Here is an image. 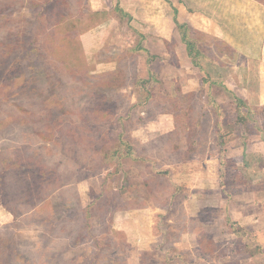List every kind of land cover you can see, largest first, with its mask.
I'll return each instance as SVG.
<instances>
[{
    "label": "rangeland",
    "instance_id": "rangeland-1",
    "mask_svg": "<svg viewBox=\"0 0 264 264\" xmlns=\"http://www.w3.org/2000/svg\"><path fill=\"white\" fill-rule=\"evenodd\" d=\"M23 1L0 0V157L12 158L0 189L12 191L6 201L18 194L24 205L14 217L0 204V240H12L38 264H264L263 246L232 232L226 220L252 236L250 227L264 230L259 2L66 0L92 66L87 78L73 77L48 43L39 45L42 37H54L53 25L32 16L44 4ZM116 3L128 15L115 11ZM172 7L180 22H191L195 45L210 40L213 54L199 55V65L187 53ZM96 10L98 19L87 21ZM15 27L21 34L8 36ZM89 31L97 43H83ZM224 34L252 39L244 45L252 59L248 74L216 51L213 41ZM116 69L123 70V83L94 85L95 75ZM235 97L255 111L244 123L236 121ZM105 110L110 118L100 116ZM119 134L136 156L169 170L170 178H154L160 179L156 190L174 192L171 201H152L143 159L107 154Z\"/></svg>",
    "mask_w": 264,
    "mask_h": 264
},
{
    "label": "trees",
    "instance_id": "trees-1",
    "mask_svg": "<svg viewBox=\"0 0 264 264\" xmlns=\"http://www.w3.org/2000/svg\"><path fill=\"white\" fill-rule=\"evenodd\" d=\"M23 1V0H22ZM30 1V0H28ZM260 2H262L264 4V0H259ZM26 3V1H23ZM40 4H44L43 7L41 9H38L36 12L32 13V16L34 15V19L36 21L37 24H43L45 26L47 25H53V34L54 37L52 35H46L44 37H42V40L39 42L40 44H46L48 43V52L50 53V55H52L56 60H60L63 65L65 66L66 70L73 76L75 77L76 74H80L83 76L87 77V72L90 70V67L92 66H88V64H86L85 62V58L84 55L82 54V46H81V42L78 38L77 32H76V24L74 21V18L71 15V12L69 10L68 7V3L66 2V0H34V7L38 6ZM185 7V5H184ZM188 11H190L188 8L189 7H185ZM114 10L119 12L121 16L123 15H128L126 12H124V10L118 5V3H116V5L114 6ZM173 10V14H172V19L174 24L182 29V33H181V39L183 42H185L186 47H187V53L190 55V57L192 58V61L195 65H199V63L197 62V57L199 55L204 56V54H213L211 51V46H210V40L207 38V43H203V47L202 45H195L198 44L197 40L195 39V37H192V33L190 32V27L191 24L187 23V22H180L178 20V8L176 7H172ZM3 12H4V7H0V18L3 17ZM9 14L11 12H8ZM7 15V14H6ZM100 15V11L96 10L93 11L90 14L86 15V20L87 21H96L98 19ZM130 17V16H129ZM22 28L21 27H15L14 33H12V31L9 33H7V35H20L21 32H19ZM189 31V33H188ZM200 31V30H199ZM19 32V33H18ZM202 32V31H201ZM200 32V33H201ZM18 33V34H17ZM204 33V31L202 32ZM9 38V37H8ZM7 44L4 45L3 48H6L7 45L10 44V42H8V39L6 40ZM207 44L210 47V50H208ZM213 44L215 45V49L217 52H219V54L223 55V54H227L229 56V58H231L233 60L234 63L238 64V66H241V70L243 71L244 74H246V67H245V62H246V58L243 54H234V49L233 47L227 43L225 40L223 39H216V41H213ZM62 45L66 46V49H64L63 47H61ZM53 46V47H51ZM52 48V49H51ZM142 50V48H140ZM5 52V50H4ZM153 58V55H149V57H147V60H151V58ZM150 58V59H149ZM97 74V73H96ZM95 75V74H93ZM88 78V77H87ZM124 81V72L123 70H113V71H109L107 73H102V74H98L95 75L94 77V85L95 86H99V87H109V86H116L119 82L123 83ZM245 98H240V97H235L234 98V103H235V109H236V121L239 123H244L246 119H248V116H252L254 115L255 111L250 110L249 106L247 105L246 101L244 100ZM260 105V104H259ZM262 105V106H261ZM259 108H263L264 109V105L261 104ZM218 110L219 107L215 106V111L218 114ZM110 112L108 110L103 111V113L100 115L101 117H105V118H110ZM194 124V123H193ZM193 127V133H196L197 131V126L194 124V126L192 125V122L189 125ZM195 127V128H194ZM48 133H50V130H47ZM220 131V128H219ZM221 133L218 134L217 138H219ZM120 136H122L121 134L118 135V137L115 140V144H112V149L107 151V154L110 153L111 156L114 154L115 155H119V158L122 157H131V158H136V159H143L145 161L147 170H148V174H145L144 178H143V182L146 185V190L148 191V194L150 196V198L152 199V201H156L157 199H159L160 201L159 204H164L167 201H171L172 198L174 197L173 195V191L172 190H167V189H159L156 190V185L157 182L160 181V179H156L154 178L157 175H161V176H165L167 179L170 178V172L167 168L164 169H157L153 162L150 159H144L141 157H138L135 155L134 149L130 146V144L128 143V141L124 140V139H119ZM193 134L191 135V140L192 143H194L193 140ZM43 138H45V136H42ZM185 138H187V135H185ZM189 140V138H188ZM187 140V141H188ZM192 143L190 142V146L189 149H192ZM189 144V141H188ZM125 148V151L122 152L121 151V147ZM11 161L12 158L10 156L8 157H0V187H2V174L3 172L7 169V167L9 165H11ZM222 159L220 160V163H222ZM38 171H43L42 166H43V162L42 161H38ZM223 166L221 165L220 168V173H219V177H222L223 175ZM152 175V176H150ZM170 181V180H168ZM223 182H221L222 185ZM8 184V183H6ZM6 184L4 183V185L6 186ZM171 187L176 186V184L174 183H169ZM4 189V186H3ZM0 189V204L7 209L11 214L14 215V217H16V215H18V210L23 206L18 205V202L20 200H18V194L12 196L11 198H8V200L6 201V196H10L12 195V191H7L6 189ZM29 189V188H28ZM175 189V187H174ZM150 192V193H149ZM41 196V194H39ZM98 197V196H97ZM128 204V203H127ZM69 205H67L68 207ZM137 206V204H133L131 207ZM128 207H130V204H128ZM89 209V208H87ZM86 209V210H87ZM121 209H125L124 206L121 207ZM21 210V209H20ZM53 219V218H52ZM229 226L232 229V232H235L237 234H241L244 235L246 237H251V239H253V242L251 243V245L254 246H258L257 241L255 240V236H252L248 230H246L244 228V226H242L241 224H239L237 221L226 218ZM51 231L48 230L45 232L46 236H50ZM62 233V232H61ZM54 236H58L60 238H63V236L61 234H59L58 232H55ZM80 239V238H79ZM78 238H76L75 241H79ZM1 242L3 240H0ZM92 241V240H91ZM121 242V241H120ZM119 242V244L121 245V243ZM4 245H6V247L3 249H0V264H38L36 261H32L30 259H26L28 258V256H26V258L23 256V252L20 248L15 247V242H13L12 240H6L4 242ZM94 244L98 245V240L96 238V240H93ZM124 245L127 246L126 242H123ZM67 249V248H64ZM19 257H24L25 261L24 263H20V262H15L16 259H18ZM15 262V263H14ZM120 263V262H119Z\"/></svg>",
    "mask_w": 264,
    "mask_h": 264
},
{
    "label": "crops",
    "instance_id": "crops-1",
    "mask_svg": "<svg viewBox=\"0 0 264 264\" xmlns=\"http://www.w3.org/2000/svg\"><path fill=\"white\" fill-rule=\"evenodd\" d=\"M254 1L259 2L258 3L259 4V7H261V9L264 11V4L262 2H260L259 0H254ZM186 22L187 23H191V22H188V21H186ZM263 31H264V29H263ZM92 35H93V32L92 31H89V32L85 33L84 36H83V38H82L83 41H84L83 43H85V42H87L88 44L89 43L90 44L97 43L92 38L93 37ZM236 38H237L236 40H234L233 38L229 39L228 36H225V34H224L223 38H220V39L225 40L227 43H229L233 47L234 54H243L245 56V58H246V62H245L246 74H248L249 73V70L247 71V69H249V66H250L249 64H250V61L252 59H251V57L249 55L250 53L247 52L248 51L247 47L245 48L244 45L247 44V42L251 44L252 43V39H248L247 40V39H245V38H243L241 36H239V37L236 36ZM260 39H261V41H260L258 47L261 49V46H262L261 45V42H262L263 46H262V51L261 52L259 51V54H262L263 55L264 54V33H263V36H261ZM240 45H241L242 48L240 47ZM252 51H254V49H252ZM255 54H257V53H255ZM258 60L259 61L260 60L262 61V57H261V59L258 58ZM126 214H125V216H126ZM121 229H122V227H121ZM123 229H125V228H123ZM250 230L252 231V233L255 236V238L258 241V243L261 244L263 246V249H264V230L258 231V229L255 228V227H250Z\"/></svg>",
    "mask_w": 264,
    "mask_h": 264
}]
</instances>
